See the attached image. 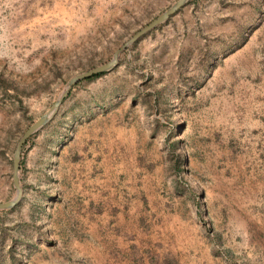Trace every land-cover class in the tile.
Returning a JSON list of instances; mask_svg holds the SVG:
<instances>
[{"label":"rangeland","instance_id":"1","mask_svg":"<svg viewBox=\"0 0 264 264\" xmlns=\"http://www.w3.org/2000/svg\"><path fill=\"white\" fill-rule=\"evenodd\" d=\"M85 1L0 0V203L15 194L12 153L18 138L48 111L67 80L109 61L121 43L176 0H91L111 11L102 17H106L104 26L96 28L100 36L83 35L71 42L61 33L62 43L47 51L44 65L30 74L39 51L31 42L33 33L39 38L54 34L55 27L64 24H54L52 19L55 12L61 13L60 7L73 14V20H81ZM191 1L128 44L112 69L81 80L97 81L100 93L110 91L112 96L125 94L134 84L136 99L151 118L134 123L136 136L128 135L125 141L112 132L113 219L102 235V264H264V215L238 216L237 180L215 177L222 173L224 155L213 153L207 138L206 90L198 91L197 111L190 110L189 100L183 110L175 109V83L185 78L188 82L190 76L176 67L196 64L198 52L191 49ZM185 26L187 32L181 30ZM83 37L94 43L88 42L92 48L87 52L81 47ZM192 76L197 82L204 78ZM165 82L163 92L171 97L166 110L159 96V84ZM113 109L110 114L116 116ZM61 114L60 108L55 110V115ZM62 121L56 126L62 127ZM69 135L67 130L65 137ZM31 137L21 148L20 161ZM105 173L99 170L104 182ZM59 178L56 172L51 200L41 187L23 184L19 202L11 209H0V264H36L47 258L52 264H92L76 256V250L55 249L54 243L64 241L65 235L52 232V227L84 224L79 205L62 203ZM117 217L122 218L126 233H117Z\"/></svg>","mask_w":264,"mask_h":264},{"label":"crops","instance_id":"2","mask_svg":"<svg viewBox=\"0 0 264 264\" xmlns=\"http://www.w3.org/2000/svg\"><path fill=\"white\" fill-rule=\"evenodd\" d=\"M85 3L81 20H73L74 15L60 7L61 13L55 12L52 19L54 24L60 21L64 24L55 27L54 34L39 38L33 33L31 42L39 51L30 74L44 65L47 51L57 49L62 43L58 38L61 33L64 40L71 42L83 35L100 36L101 30L96 28L104 26L106 17H102L111 11L101 2L91 4V0H86ZM188 6L191 10L189 32L194 42L191 49L198 48V52L194 57L196 64L182 69L176 67L179 73L190 76L188 82L185 78L183 83H175V109L183 110L185 101L189 100L190 110L197 111L198 91L206 90L207 138L213 153L224 155L222 173H215V177L224 182L237 180L238 216L253 217L260 212L264 215V0H207L201 3L192 0ZM181 30L187 32V26ZM84 37L81 47L87 52L92 48L87 44L92 41H85ZM99 42L102 43V39ZM192 74H201L204 78L197 82ZM81 80L61 99L57 107L62 111L61 116L54 111L31 133V144L20 157L18 184L20 190L23 184L41 187V191L48 194L47 200H51L57 172L62 203L68 202L71 207L79 205L84 224L78 228L63 226L60 230L52 227V232L68 235L63 237L64 241L54 243L55 249L62 246V249L76 250V256L92 264H102L105 257L102 235L113 219L112 132L115 131V137L122 135L125 141L128 135L136 136L134 123L151 118L137 101L134 84L125 94L112 96L110 91L101 94L97 81ZM75 87L80 89L75 91ZM159 89L166 110L169 96L163 89H167V83H160ZM112 107L118 112L116 116L110 114ZM60 118L63 119L62 127L56 126ZM67 130L71 135L65 137ZM101 168L106 172L105 182L99 178ZM20 198L21 194L16 203L4 209L14 207ZM121 225L122 218L117 217V233H126L127 229ZM36 264H52V259H40Z\"/></svg>","mask_w":264,"mask_h":264},{"label":"water","instance_id":"3","mask_svg":"<svg viewBox=\"0 0 264 264\" xmlns=\"http://www.w3.org/2000/svg\"><path fill=\"white\" fill-rule=\"evenodd\" d=\"M188 0H176L174 3H172L166 10H164L161 14H159L157 17L152 19L150 22H148L146 25H144L142 28L137 30L135 33H133L132 36H130L127 40H125L123 43H121L112 54V57L109 61L97 65L91 69H88L84 72L78 73L72 77H70L63 90L59 94V96L54 100V102L51 104L50 108L46 113L41 114L36 120H34L20 135L18 138L13 153H12V184L15 189V194L11 200L1 202L0 203V209L9 208L11 207L16 201L19 199L21 190L20 186L18 184V167H19V155L20 150L22 147V144L26 140V138L35 131L40 125H42L47 118L57 109L61 99L68 93L70 87L77 81L83 79L84 77H87L91 74L97 73V72H104L107 70L112 69L116 63L119 53L130 43L135 41L139 36L144 34L145 32L152 29L154 26L159 24L160 22L164 21L167 17H169L172 13L175 12V10L179 7H181L183 4H185Z\"/></svg>","mask_w":264,"mask_h":264},{"label":"trees","instance_id":"4","mask_svg":"<svg viewBox=\"0 0 264 264\" xmlns=\"http://www.w3.org/2000/svg\"><path fill=\"white\" fill-rule=\"evenodd\" d=\"M101 74H103V72H97V73H94V74H91V75H89V76H87V77H84L83 79H92V78H96V77H98V76H100ZM30 136V135H29ZM29 136L26 138V140L24 141V143L27 141V139L29 138ZM23 143V144H24ZM23 144H22V146H23ZM22 148V147H21ZM20 152H21V150H20ZM20 160H19V165H20Z\"/></svg>","mask_w":264,"mask_h":264}]
</instances>
